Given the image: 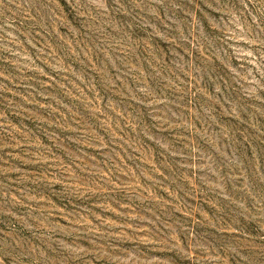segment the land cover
Segmentation results:
<instances>
[{
    "label": "rangeland",
    "instance_id": "374dc122",
    "mask_svg": "<svg viewBox=\"0 0 264 264\" xmlns=\"http://www.w3.org/2000/svg\"><path fill=\"white\" fill-rule=\"evenodd\" d=\"M0 264H264V0H0Z\"/></svg>",
    "mask_w": 264,
    "mask_h": 264
}]
</instances>
